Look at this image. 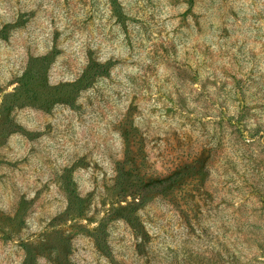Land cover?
I'll return each instance as SVG.
<instances>
[{
	"label": "rangeland",
	"instance_id": "obj_1",
	"mask_svg": "<svg viewBox=\"0 0 264 264\" xmlns=\"http://www.w3.org/2000/svg\"><path fill=\"white\" fill-rule=\"evenodd\" d=\"M0 264H264V0H0Z\"/></svg>",
	"mask_w": 264,
	"mask_h": 264
}]
</instances>
